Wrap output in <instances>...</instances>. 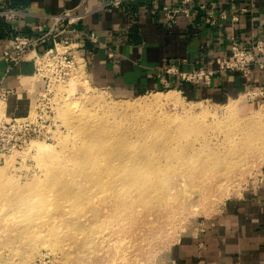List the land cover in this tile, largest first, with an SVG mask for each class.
Here are the masks:
<instances>
[{"label": "rangeland", "instance_id": "obj_1", "mask_svg": "<svg viewBox=\"0 0 264 264\" xmlns=\"http://www.w3.org/2000/svg\"><path fill=\"white\" fill-rule=\"evenodd\" d=\"M76 68L44 99L41 133L0 153V262L168 264L183 234L264 169V107L170 88L119 94L90 83L82 63ZM86 116L131 145L82 161L104 150L84 149ZM42 141L50 149L41 151Z\"/></svg>", "mask_w": 264, "mask_h": 264}, {"label": "crops", "instance_id": "obj_2", "mask_svg": "<svg viewBox=\"0 0 264 264\" xmlns=\"http://www.w3.org/2000/svg\"><path fill=\"white\" fill-rule=\"evenodd\" d=\"M82 0H1L2 8L28 13L14 22L0 18V44L10 47L16 34L40 35L52 23L49 14L79 7ZM184 0H131L115 9H99L101 0H88L89 14L79 23L95 31L98 41L83 38L78 47L90 83L119 94L175 89L190 99L218 102L242 100L245 107H262L251 89L264 87V72L251 79L239 72L215 73L210 82L193 83L168 71L171 62L179 70L217 69L216 58L227 55L232 36L250 41L264 38V0H190L191 14L181 13L171 23L161 9ZM214 15V23L208 21ZM41 47L40 50L44 49ZM34 64L7 65L0 59V81L13 87L6 101L8 115L22 117L33 106ZM251 185L228 197L211 216L198 222L171 247L168 264H264V169Z\"/></svg>", "mask_w": 264, "mask_h": 264}, {"label": "built area", "instance_id": "obj_3", "mask_svg": "<svg viewBox=\"0 0 264 264\" xmlns=\"http://www.w3.org/2000/svg\"><path fill=\"white\" fill-rule=\"evenodd\" d=\"M1 1V0H0ZM99 9H115L131 0H101ZM190 0L183 3L165 4L162 10L166 18L175 23L178 15L191 14L187 5ZM84 10L79 7L65 8L56 14H49L52 23L47 31L40 35L28 36L16 34L10 47L0 44V59L7 65H17L23 61H32L34 64L33 79L41 84L40 89L35 90L33 106L29 113L22 117L8 115L6 101L15 91L13 87L0 81V153H8L13 149L22 147L39 135L42 128L35 120L40 115L43 101L49 94L56 80L66 73L72 75V70L77 71V64L82 63L86 71L84 60L80 57L78 47L83 38L89 37L91 41H98L95 31L87 32L80 28L79 23L91 12L88 8V0L81 1ZM19 8L0 9V18L8 22H14L20 16L27 14ZM208 21L214 23V15L210 14ZM44 49L40 50L41 47ZM217 69L199 68L190 72L179 70L178 62H171L168 71L179 73L182 79L193 83L200 81L210 82L215 73L239 72L245 78L251 79L256 69L264 72V38L253 35L250 41L232 36L227 55L216 58ZM250 97L259 96L260 104L264 107V87L248 93ZM36 126L33 128L32 125ZM0 264H3L0 262Z\"/></svg>", "mask_w": 264, "mask_h": 264}, {"label": "bare ground", "instance_id": "obj_4", "mask_svg": "<svg viewBox=\"0 0 264 264\" xmlns=\"http://www.w3.org/2000/svg\"><path fill=\"white\" fill-rule=\"evenodd\" d=\"M80 68V67H79ZM85 71V70H84ZM167 95V94H166ZM174 94H172L171 96H173ZM175 97V96H174ZM165 98V96H164ZM173 98V97H172ZM167 99V98H166ZM169 99V98H168ZM154 102L152 103H156V104H160L162 101L160 99V97H157L155 99H153ZM163 100V99H162ZM179 100V99H178ZM172 101V100H171ZM165 102V101H163ZM180 102V101H179ZM167 103V102H166ZM236 103V102H235ZM165 104V103H164ZM162 106V104H160ZM159 106V105H158ZM157 107V105H156ZM237 108V107H236ZM81 114V113H80ZM205 115V113H203ZM89 115V114H88ZM201 115V114H200ZM199 115V116H200ZM84 116V115H83ZM94 116V115H92ZM190 116V115H189ZM197 115L194 114V117H196ZM85 117V116H84ZM191 118V117H190ZM81 120V119H80ZM103 120H99L96 118H93L91 116H86V118H83V121L80 123L79 125V131L83 134L84 138H86L89 142L86 144V146H84V149H91V147H96L98 145H102L104 147L103 152L98 153V154H88V156H86V158H84L82 161H91L96 162V160H99L100 157H103L105 155V153L113 148V149H118V148H122V144L125 143L126 145H131L128 144L129 141L128 139L122 137H117L115 135H110L107 131V125H105L101 122ZM197 123V122H196ZM76 129V128H75ZM68 136V135H67ZM185 137V136H184ZM211 138V137H210ZM123 142V143H122ZM160 144H164V142H155V145H160ZM36 145L40 148L41 151H45L50 149V143L49 142H36ZM189 145V144H188ZM125 146V145H124ZM83 152V151H82ZM142 152V151H141ZM124 152H121L120 154H118L116 156V158H121V157H125ZM133 156V155H132ZM212 156V155H211ZM134 158V157H133ZM143 160V159H142ZM213 160V158H212ZM222 160V159H221ZM128 162V161H127ZM233 165V164H232ZM229 167V166H228ZM228 167L226 169H228ZM236 168V167H235ZM147 171V170H146ZM163 174V173H162ZM168 174V173H167ZM184 174V173H183ZM5 181V177L4 174L2 172H0V183ZM58 188V187H57ZM12 207V204H10ZM10 207V208H11ZM50 207V206H49ZM9 208V209H10ZM183 208V207H182ZM18 208L17 207H13L12 209H10L7 214L14 216L15 214H13L14 212H17ZM39 219V218H38ZM6 220V219H5ZM40 223H35V226H37Z\"/></svg>", "mask_w": 264, "mask_h": 264}]
</instances>
